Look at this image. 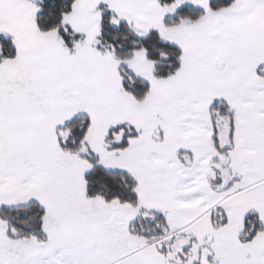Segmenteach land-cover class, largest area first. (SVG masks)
<instances>
[{
    "label": "snow or ice",
    "instance_id": "snow-or-ice-1",
    "mask_svg": "<svg viewBox=\"0 0 264 264\" xmlns=\"http://www.w3.org/2000/svg\"><path fill=\"white\" fill-rule=\"evenodd\" d=\"M0 264H264V0H0Z\"/></svg>",
    "mask_w": 264,
    "mask_h": 264
}]
</instances>
